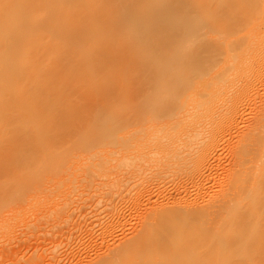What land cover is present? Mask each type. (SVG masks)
<instances>
[{
  "label": "bare ground",
  "instance_id": "obj_1",
  "mask_svg": "<svg viewBox=\"0 0 264 264\" xmlns=\"http://www.w3.org/2000/svg\"><path fill=\"white\" fill-rule=\"evenodd\" d=\"M69 1L74 5L63 6ZM106 4L117 3L0 0V104L8 77L26 80L16 96L13 123L4 125L9 118L0 114V216L10 206H19L20 196L32 200L30 192H37L41 177L67 171L68 177H75L77 190L98 191L105 190L103 185L113 176L110 186L107 183L111 190L123 185L130 190L155 188L163 203L148 209L142 198L128 201L131 218L133 210L137 214L135 210L144 207L137 210V228L93 264H264V0H126L121 10L119 4L118 9L113 6L116 10ZM105 8L110 11L104 14L122 13L108 15L111 21H105L109 25L104 29ZM39 13L45 20L60 21L58 31L75 41L96 35L100 41L91 52L59 54L45 71L39 66L27 70L26 64L17 69L28 58L38 59ZM120 24L127 31L119 29V34ZM111 46L115 50L107 53ZM93 55L112 68L119 56L128 60L123 69L115 65L113 74L104 78L90 75L77 81L76 63L84 64ZM68 62L75 67L69 70ZM246 73L249 77L243 78ZM9 90V95L14 93ZM246 110L250 118H245ZM208 128H249L237 140L235 171L226 192L215 199L206 196L205 185L212 178L204 171L220 142L205 136ZM76 156L83 157L76 162L85 163L77 167L73 162L69 168ZM156 161L169 164L160 171L159 162L156 172L148 168ZM168 176L175 177L172 198L165 194ZM120 189V198L112 196L104 204L114 213L124 203ZM120 219L117 226L125 231L129 221L124 214Z\"/></svg>",
  "mask_w": 264,
  "mask_h": 264
},
{
  "label": "rangeland",
  "instance_id": "obj_2",
  "mask_svg": "<svg viewBox=\"0 0 264 264\" xmlns=\"http://www.w3.org/2000/svg\"><path fill=\"white\" fill-rule=\"evenodd\" d=\"M115 1L117 4H114L113 6L117 9L121 7L120 8V10H121L122 7L124 6L123 3L126 0H124V2H120V4H119V2H117L118 0H115ZM111 3L113 4L115 2L112 1ZM121 3L123 4V6ZM118 4L120 5V7L118 6ZM73 5L74 4L72 1H69L67 4H63V6H65V7H71ZM108 5L111 6V4H106V6H108ZM109 6L107 7L108 9H110ZM113 6H111V7H113ZM55 7L56 6L54 4H50L51 10H54ZM100 7L104 8L105 5L100 6ZM114 7L112 9L116 10ZM107 8H105L101 13L102 17H103V21H104L102 27H104L105 24H108V22L110 24V21H111L110 20L111 15L108 13H105L107 15V18H106L105 14L103 13L104 11L108 10ZM134 8L136 10L138 7L134 6ZM114 10H112V12L115 13L116 11H114ZM108 11H110V10H108ZM118 12H121V11H118ZM118 12H116V14L112 15V16L115 17L116 15H118L117 14ZM114 13H111V14H114ZM108 15H110V16H108ZM108 17H109V19H108ZM114 17H113V19H114ZM39 18H40V23H38V24L40 25V31H39L38 59H36L35 61L32 62L28 58L27 62L25 63V61H24V64L22 66L19 65V67L17 69H22L24 67V65L26 64L27 70H28V68H30V66H35V67L39 66V67H41L40 71H45V69L48 66V62L51 59H53L54 57H58L59 54H61V55L65 54L66 56H68L66 54V52L72 53V55H76L79 53L91 52V50L93 48V44L94 43L96 44L100 41V37L97 35H96L97 37L96 36L95 37L90 36L81 42L75 41L73 38L70 37V35L67 32H63L62 30L58 31V26L61 23L60 21L45 20L41 13H39ZM116 18H118V17H116ZM105 21H108V22L105 23ZM87 23H89V22H87ZM122 25L123 24H120L121 28L119 26V28L117 27L118 29H116V30L118 31L120 29L121 31H124V32L127 31V28H125ZM106 27H107V25H106ZM106 27H104V29ZM123 27L126 30L123 29ZM121 31L119 32V34L122 33ZM101 32H103V31H101ZM110 39H111V36H110ZM115 39H117V38H115ZM109 44H111V43L109 42ZM108 47H107V49H109V52H107V53H112L110 50H112V51H113V49L115 50V48H114L115 46H111V48H108ZM103 54H104V52H103ZM107 55H109V54H107ZM107 55L105 53V56H107ZM121 55H122V53H121ZM103 59H104L103 57L98 58L97 55H93V56H88V59L85 60L86 62H84V64H81V61H78V63H76L77 68H75V70H77V72L79 73L77 81H80L81 77L88 78L90 75L92 76V79H96L97 77L98 78L99 77L104 78L105 73H107L106 75L113 74V73H111V70L115 69L114 68L115 65H116V70L117 69H120V70L123 69V67L125 66V64L128 60L127 56H124V57L119 56V58H118L119 63L113 65V68H112V65H109V67H107V65H102L104 62ZM67 65L69 67V70L71 68L75 67L74 63H72V62H68ZM254 71L255 70L253 69L252 72L255 73ZM253 73H251V75H252L251 77H254ZM249 75H250V73H249ZM249 75L248 74L244 75L243 78H245V76L249 77ZM43 76L48 77V74H46V72H45V74H43ZM248 77H246V78H248ZM243 78H240V81ZM25 81L26 80L24 79L21 82L20 81L15 82V79H10L9 77L7 79L6 89H5V92L3 95V102L0 104V114L3 116L4 119L7 118V116L9 118V120H6L3 123L6 126L11 125V123H13V121H14V117L11 116V115H13L12 110L18 109V106H17L18 101H17L16 96L21 92L23 86L26 84ZM68 81L70 82V80H68ZM73 81H74V79L72 80V82ZM243 81H244V79L241 82H243ZM246 81H244V82H246ZM251 81L248 80L247 82H251ZM245 84H247V83H245ZM19 86H21V88H19ZM257 88H260V84L257 85ZM9 89H11V91L14 90L13 91L14 93L9 95V92H10ZM84 89H85V87H82L81 91H83ZM251 89H252V87H251ZM17 91H18V93H17ZM249 93H250V91H247L245 94H248V96L252 97V99H253L254 98L253 96H255V95L251 94V93L249 95ZM71 99H72V101H74L75 95L71 96ZM247 99H250V98H247ZM249 111H247L248 115L246 114L245 118H250V115L252 113L249 115V113H250ZM229 129L231 130V132ZM245 129L244 128H232V129L231 128H228V129L227 128H208L207 130H209V131L205 132V136L207 135L206 137L216 138L217 143L220 142L219 143L220 145L217 144L219 147L217 146L216 149L211 150L212 154L210 155V157L212 156V159L209 158L210 161H208L209 162L208 170L206 169L204 171V174L206 173L205 176L210 175L209 177L212 178L210 180V182H208L207 185H205L206 189H207V191H206L207 195L206 196L211 197V198L214 196L213 199H215V198L222 196L220 194H224L226 192V187L229 183V180H231L230 177L232 178V175L234 173L233 170L235 171V168H234L235 166L233 165L234 164V158L232 159L233 154H234V150H236L239 147L240 138L248 132L249 128H247L246 130ZM228 130H229V132H228ZM225 132L226 133L228 132L227 135L229 133L231 135L227 136ZM222 134H223V137H222ZM238 135H240V136H238ZM238 139H239V141H237ZM217 155H218V157H217ZM76 157H77L76 160H71L68 163L69 168L72 167V165L74 164L73 162H76L79 159L83 158L81 156H76ZM159 162L162 165V168L160 167L161 165L159 164ZM165 162L166 161H164V163ZM213 162H215V164ZM84 163H85L84 160L76 162L77 167L80 165H83ZM164 163H162L161 161H156V162L151 163L152 165H150V166L148 165V168L152 166L151 169L153 168V171H155L158 167H160L161 169L158 168V170L161 171V170L165 169L163 167ZM212 163H213V168H212ZM154 164H155V166H154ZM168 164L169 163H167V164L165 163L166 166H168ZM230 165H231V167H230ZM209 169H210V171H209ZM158 170H156V172ZM211 170H212V172H211ZM227 171H230V172H227ZM66 172L67 171H65L64 173H66ZM190 172H191V170H190ZM195 172H197V171H195ZM64 173H61V174L57 175L56 177L55 176H49L50 174L51 175L53 174V173H50V174L46 175V176H49V178L48 177L47 178H43V177L39 178L36 182V185H38L39 186L38 188L40 189L39 190L37 188L38 194L35 190L34 191L36 193L35 192L32 193V191L30 192L32 194L33 202H35V200L37 199V201L35 203H33L31 199L27 200L28 197L25 196V194H24V196L27 197V199L24 197H23L24 199H22L21 198L22 196H20V199L23 200V202L21 201L22 203H19V206H17V205L13 206L12 205L13 208H12V206L9 207V209H12V210L13 209L16 210L20 206H22V208L21 207L18 208V210H16L17 212L15 210L11 212V210L7 209V211L5 210L6 212H4L0 216L1 217V219H0V264H93L96 261H98L100 258L105 257L106 254L109 253L108 252L109 250L111 251L114 248H116L117 247L116 244H118V246H119V243L120 244L122 243L120 241H124V239L122 237L127 238L126 236H128V235L124 236V234L126 232L130 236V234H132V231H135L134 229L137 228L138 222L140 221L139 220L140 218L138 219V217H137L138 215H140L139 214L140 212L138 213V211H141L144 207L142 206L141 210H138V209L135 210V212H137L138 215L136 213H133L134 210L133 211L131 210L132 211L131 214L133 215V217L131 218L130 216H128L130 213V212H128V210L133 209V207L128 201L134 200L137 197L139 199L142 198V201H143L142 203L144 205H148V209H152V208L157 207L158 204H160V202L163 203L162 200L161 201L159 200V198L163 197V195H161V197H160L159 193L157 192V190L155 188H148V190H149L148 191L145 189H141L142 187L140 188V186H138V187H135L134 188L135 190L133 189L134 190L133 191V190H130L131 189L130 185H128L129 188H128V186L126 188V186L123 185V188H121V189L118 188V189H115V191L111 190L112 188L109 186H110V183H112V180H114L113 176L110 177L109 178L110 180H107L108 182L106 181L105 184L103 185V186H105L104 187L105 190L102 187H101L102 189L100 188L98 191H94L93 189H92V191L90 189H89L90 191H88L82 187L77 190V188H75L76 186H74L75 183H73L75 177H73V176L68 177V173H66L67 175ZM62 174H64L63 176H65L64 180L62 178ZM69 174H70V172H69ZM149 177L150 176H148V179H149L148 184L150 185L152 178H149ZM172 178L174 179L175 177L172 176ZM172 178H171V176L170 177L168 176V178H164L165 181L167 180L166 183L163 180L166 187H167V188L165 187V192L166 191L167 192L166 193L164 192V193L166 195L168 194L170 198H172L176 195L175 194L176 188H174L175 187L173 185L174 180ZM177 178H178V176H177ZM48 179L52 180L53 182L49 181ZM57 179H60V180L62 179L63 180V181L61 180L62 183L60 180H57ZM58 181H60V182L58 183ZM154 181L155 180L153 179L152 182L154 183ZM45 182H46V185H45ZM63 182H65V183H63ZM158 182H161V180H159ZM42 183H43V185H41ZM107 183L109 186L107 185ZM167 183H168V185H167ZM58 184H61L62 186H60ZM51 185H53V186H51ZM5 187H6V185H5ZM42 187L50 188V189L52 187L53 193L51 192L52 189L51 190L46 189V191H45V189H43ZM58 187H60V188H58ZM72 187H74V188L72 189ZM56 188H58V191L56 190ZM106 188H107V190H106ZM42 189H43L42 192H44L45 194L41 192ZM54 189H55V191H54ZM60 189H61V191H60ZM119 189L124 192V193L120 192L122 194L121 197H124V199H122V201L124 200V203L122 205H119V207H118L119 210H117L114 213L113 209L111 207H109V209L105 208L104 204L107 201L106 199H111V198L113 199L114 197H112V196H115L114 200L120 198V197H118L119 195L116 196V192L118 194ZM173 189L175 190V192ZM154 190H155V192H154ZM39 191L41 193H39ZM111 191H113L114 193H112ZM46 192H49V193L46 194ZM57 192H59V193H57ZM153 192L155 195L153 194ZM41 194H44V195H41ZM57 194H59V195L57 196ZM113 194H115V195H113ZM38 195H40L41 198L38 197ZM110 195H111V197H110ZM140 195L143 197H141ZM101 196L103 197V200H100ZM189 196H191V195H189ZM42 197H43V199H42ZM49 198H51V199H49ZM190 198L194 199V197H192V196ZM44 199H46V200H44ZM125 199H126V201H125ZM38 200H40L41 202H39ZM47 200H50L51 202L49 201L50 202L49 203ZM98 200H100V201H98ZM27 202L29 204L26 207ZM125 202H128L130 206ZM20 204H22V205H20ZM91 204H93V206ZM153 204H155V205H153ZM88 206H90V207H88ZM129 207H132V208H129ZM122 210H123L124 216L127 217L126 220L129 221L126 224L127 228L126 229L124 228L125 231H121L120 228L117 226V225H119V221L121 220L120 218H122V216H123ZM18 213H20V214H18ZM148 214H149V212H148ZM21 215H23V216H21ZM134 215H136V216H134ZM8 216H10V217L7 218ZM14 216L15 217L17 216L16 219H14ZM98 218H100V219H98ZM117 218H119V220ZM2 219H4L3 220L4 222L3 221L1 222ZM8 220H10V221L8 222ZM114 222H115V224H114ZM8 226H9V229H8ZM15 227H16V229H15ZM4 228H6V229H4ZM116 229H118V230H116ZM109 230L112 232H110ZM3 233H4V235H3ZM1 236H3V237H1ZM111 245H113V246H111ZM115 245H116V247H114Z\"/></svg>",
  "mask_w": 264,
  "mask_h": 264
}]
</instances>
